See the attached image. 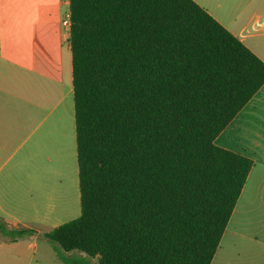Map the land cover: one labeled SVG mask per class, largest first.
Instances as JSON below:
<instances>
[{
	"label": "trees",
	"instance_id": "16d2710c",
	"mask_svg": "<svg viewBox=\"0 0 264 264\" xmlns=\"http://www.w3.org/2000/svg\"><path fill=\"white\" fill-rule=\"evenodd\" d=\"M69 12L81 213L45 237L64 264H212L254 167L215 139L264 62L193 0Z\"/></svg>",
	"mask_w": 264,
	"mask_h": 264
},
{
	"label": "crops",
	"instance_id": "0c3cea01",
	"mask_svg": "<svg viewBox=\"0 0 264 264\" xmlns=\"http://www.w3.org/2000/svg\"><path fill=\"white\" fill-rule=\"evenodd\" d=\"M193 1L264 62V0ZM69 6L0 0V223L30 231L0 241V264H64L49 244L41 252L39 240L50 241L45 234L81 204ZM215 144L254 163L224 236L235 221L245 226L234 237L264 245V231H246L264 224V85ZM212 264L245 262L239 250L218 249Z\"/></svg>",
	"mask_w": 264,
	"mask_h": 264
},
{
	"label": "rangeland",
	"instance_id": "374dc122",
	"mask_svg": "<svg viewBox=\"0 0 264 264\" xmlns=\"http://www.w3.org/2000/svg\"><path fill=\"white\" fill-rule=\"evenodd\" d=\"M80 200V198H79ZM81 213V204L80 201L75 205V210L72 214H69L65 218L61 219V222L67 223L73 219H76L80 216ZM241 226H245V224H236L235 221H233L229 229L226 233L224 238H222L220 247H219V256H222L228 252H236L239 250L241 252V256L243 257V261L245 264H264V245L255 243L252 240H240L239 237H234L233 232L242 229ZM248 229L246 231L251 232H261L264 231V224H248ZM241 229V230H240ZM251 234V233H250ZM259 236H261L259 234ZM262 240H264V237H261ZM41 249L46 247V244H49L51 246V252H55V255L58 256V251L60 250V247L52 243L51 241H48L47 243L44 242V239L39 240ZM44 246V247H43ZM31 252H34V250H31ZM72 255L74 254L71 253ZM59 258V257H58ZM61 261V260H60Z\"/></svg>",
	"mask_w": 264,
	"mask_h": 264
},
{
	"label": "built area",
	"instance_id": "2783aa9c",
	"mask_svg": "<svg viewBox=\"0 0 264 264\" xmlns=\"http://www.w3.org/2000/svg\"><path fill=\"white\" fill-rule=\"evenodd\" d=\"M64 25L70 28L71 25V15L70 12L65 16V19L63 21Z\"/></svg>",
	"mask_w": 264,
	"mask_h": 264
}]
</instances>
